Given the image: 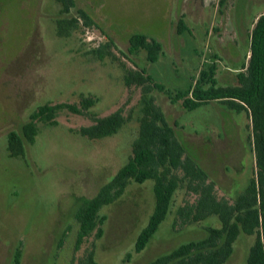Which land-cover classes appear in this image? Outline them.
Segmentation results:
<instances>
[{"label": "rangeland", "instance_id": "rangeland-1", "mask_svg": "<svg viewBox=\"0 0 264 264\" xmlns=\"http://www.w3.org/2000/svg\"><path fill=\"white\" fill-rule=\"evenodd\" d=\"M0 264H75L95 246L97 264H148L180 245L202 239L206 228L221 226L217 217L184 228L174 227L187 197L179 190L171 212L147 248L135 243L155 207L152 181L132 183L121 199L101 211L104 236L90 238L76 251L75 213L96 196L126 164L138 136L142 88L126 83L129 70L144 69L173 93L194 84L200 71L217 66L219 86H234L250 58L254 23L264 14V0H75L62 13L56 0H0ZM85 11L70 35L60 36L57 21ZM183 20L187 30L179 33ZM146 34L163 45L157 62L140 50L130 54L129 40ZM112 40L111 54L102 48ZM102 48V49H101ZM101 49L103 56L94 53ZM217 56V58L215 57ZM187 154L199 162L216 185L219 198L235 200L256 175L251 120L245 112L211 102L188 111L166 93L151 94ZM93 100L86 116L64 111L56 125L38 124L24 156L8 149V134L24 125L44 104ZM123 110L128 121L113 137L90 140L78 130ZM255 241L241 234L226 264H246Z\"/></svg>", "mask_w": 264, "mask_h": 264}, {"label": "trees", "instance_id": "trees-1", "mask_svg": "<svg viewBox=\"0 0 264 264\" xmlns=\"http://www.w3.org/2000/svg\"><path fill=\"white\" fill-rule=\"evenodd\" d=\"M56 1L62 4L63 14L70 13L75 7V0ZM81 20L88 27L96 24L85 11L79 10L76 18L57 21L58 35H70ZM178 28L179 33L187 30L183 20L179 21ZM112 43L110 39L102 46L110 51L109 54ZM129 43L130 54L145 50L152 63L157 62L163 50L161 42L142 33L131 36ZM101 49L94 53L102 57ZM243 69L237 75L236 85L219 86L217 66L212 63L200 71L194 84L176 93L155 82L144 69L127 72L126 83L142 88L138 136L132 144V154L126 164L100 188L95 197L84 200L76 211L75 219L79 227L76 251L88 239L100 240L104 236L107 218L101 215L103 208L121 199L132 183L152 181L155 207L146 227L137 237L134 248L136 254L143 252L159 231L171 212L174 197L179 190H184L186 198L194 199H186L178 208L174 227L184 228L210 217H217L221 226L206 228L204 238L184 243L148 264H226L241 234L255 237L246 264H264V14L254 23L250 58ZM153 90L166 93L172 103L182 102L188 111L217 101L231 111L249 115L257 171L247 188L235 200L218 197L215 183L210 181L208 173L199 162L187 154L185 145L178 139L174 127L151 95ZM93 105V100L84 98L79 105L39 106L24 125L8 134L11 155L24 156L26 144L34 143L38 135L39 123L56 125L57 116L64 111L86 116ZM128 119L123 110H118L107 117L96 118L92 126L82 127L78 133L90 140L113 137L121 131ZM92 245L93 248L77 264H97L94 243ZM21 258V248L17 247L14 263L20 264ZM72 264H75V259Z\"/></svg>", "mask_w": 264, "mask_h": 264}, {"label": "flooded vegetation", "instance_id": "flooded-vegetation-1", "mask_svg": "<svg viewBox=\"0 0 264 264\" xmlns=\"http://www.w3.org/2000/svg\"><path fill=\"white\" fill-rule=\"evenodd\" d=\"M0 12L2 13V9H0Z\"/></svg>", "mask_w": 264, "mask_h": 264}]
</instances>
